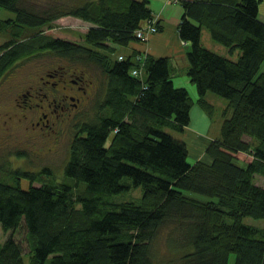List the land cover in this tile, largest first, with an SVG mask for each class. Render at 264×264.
Instances as JSON below:
<instances>
[{
  "label": "trees",
  "instance_id": "16d2710c",
  "mask_svg": "<svg viewBox=\"0 0 264 264\" xmlns=\"http://www.w3.org/2000/svg\"><path fill=\"white\" fill-rule=\"evenodd\" d=\"M25 1L0 0L15 13L0 27L11 34L0 44V72L42 42L55 55L97 64L102 86L94 115L76 125L61 181L33 185L35 175L22 173L30 179L24 189L0 179V264H23L27 252L30 264H264V228L251 222L264 221L261 0H177L196 103L207 110V92L228 102L219 137L193 164L187 143L163 129L182 132L195 102L174 85L168 57L147 56L141 76L132 74L141 63L130 44L153 17L149 0H42L44 8ZM64 15L91 23L80 41L44 33ZM27 28L40 35L21 37ZM203 28L237 57L203 46ZM126 178L142 187L139 202L110 199L128 189Z\"/></svg>",
  "mask_w": 264,
  "mask_h": 264
},
{
  "label": "rangeland",
  "instance_id": "374dc122",
  "mask_svg": "<svg viewBox=\"0 0 264 264\" xmlns=\"http://www.w3.org/2000/svg\"><path fill=\"white\" fill-rule=\"evenodd\" d=\"M31 3L35 5L36 8H44L47 4L42 0L25 1L26 5ZM260 13L264 15V4L261 5ZM14 16L15 13L13 11L0 8V27H2L4 23H7L8 20H12V17ZM54 25L55 27L52 28H44V33L50 36L63 38L68 37L69 33H76L77 36L75 35L76 37L74 38L77 41H80L79 36L83 35L87 31L91 23L76 18L75 16L64 15L55 19ZM36 29L37 28H27V32H23L21 37L27 35L31 37L34 33L39 32ZM10 35V29L8 27L4 29L2 28L0 30V44L8 40ZM148 40L149 37L147 40H141L139 42L143 44L144 48L148 49V45H146ZM201 43L206 48H209L219 54L229 56L230 58L237 57L236 54L238 51H235L232 55H230L224 46L214 42L211 39L208 30L205 28L203 29ZM127 51L128 50L126 49H118L117 52L126 53ZM137 53L144 54L145 58L149 56V53L146 50H139ZM54 56L62 57L55 55V51L45 48L42 45V42H36V44L33 45L32 50L28 51L26 55L14 61L9 68L3 72H0V118L5 116L3 115V112L9 110L13 112V106L15 105L13 97H15V92L18 89H22V86L30 83L32 74H34L37 69L44 67L50 63V61L54 60ZM120 56L121 55L118 57L120 58ZM95 67L98 69L95 70L102 80V72L100 71V68L97 66ZM140 69L142 74V67ZM101 86L102 83L99 84V88L91 98L90 102L84 107H78L67 123L64 126H61L56 132H54L49 126H36L35 128L30 127L28 131L23 128L16 130L12 129L8 132V134L5 135L4 139H0V179L10 183H15V181L18 180L20 186L24 189L29 187L30 179L27 176H23L22 173H32L35 175L33 178L34 180L32 181L33 185H41L45 182L51 183L55 180L61 181L64 178L63 168L67 159L68 144L70 139L76 130V125L81 121H86L94 115L99 100L98 92ZM193 87V89L196 91L195 86ZM189 95L191 98H193L190 93ZM203 100L207 102L206 105H208V111L205 109L203 110L202 107L200 108L204 111V115L206 113L209 115V119H206L204 124L201 125V128L199 125L200 123L196 122V119L193 118V120L196 122V125L193 127V129H201H198L196 132L192 129H186L184 132H179L170 127H163L165 131L169 132L173 136L177 138H180L178 136H183L185 138L189 153L187 160L191 164H193L194 161L200 159V157H197V154L200 150L204 149L210 140L219 137V123L223 119L225 110H227L228 102L226 99L214 93L207 92L203 97ZM196 102L197 100L195 99L194 103ZM195 113L196 112H194L193 117L196 116ZM18 116H20V112L17 113L14 119L17 120ZM21 121L22 118L18 120V122ZM109 139H107V143L109 142ZM202 158L203 156H201V159ZM16 171H19L20 173L17 174L15 173ZM126 179L127 180H125V182L128 184V189L112 194L110 199L113 202L121 203L125 201H140L142 187L140 185L136 186L131 182L130 179ZM261 180L262 179L259 176L256 178V182L258 183L261 182ZM187 194L191 195L192 193L187 192ZM192 195L195 196L194 194ZM197 198L206 200L201 196H197ZM251 222L261 228H264V221L258 220ZM5 237L6 232L0 228V244L3 242ZM155 248H159L158 250L156 249L159 251V253L166 249L164 238L158 239V241L155 243ZM23 264H30V254L28 252L23 254ZM172 264H176V262H173Z\"/></svg>",
  "mask_w": 264,
  "mask_h": 264
},
{
  "label": "flooded vegetation",
  "instance_id": "af4514ba",
  "mask_svg": "<svg viewBox=\"0 0 264 264\" xmlns=\"http://www.w3.org/2000/svg\"><path fill=\"white\" fill-rule=\"evenodd\" d=\"M56 57L37 69L31 82L15 92L13 112H3L5 116L0 118V139L12 129L28 131L30 127L49 126L56 132L97 92L100 77L92 66L97 64ZM18 112L20 116L15 120Z\"/></svg>",
  "mask_w": 264,
  "mask_h": 264
},
{
  "label": "crops",
  "instance_id": "0c3cea01",
  "mask_svg": "<svg viewBox=\"0 0 264 264\" xmlns=\"http://www.w3.org/2000/svg\"><path fill=\"white\" fill-rule=\"evenodd\" d=\"M149 7L151 8L152 15L159 24L157 32L152 33L149 36V40L146 45L148 49L143 47L142 43H132L130 46L139 47L140 50H146L151 57L167 56L170 68V76L175 86L185 87L192 95L193 99L197 98L196 91L193 89L194 85L190 83V79L187 75L188 61L186 58V51L189 47V42H184L178 35V23L183 13V8L180 1L177 0H149ZM264 0H261L258 7V19L264 22V15L260 13L261 5ZM204 29V28H203ZM203 29L201 31V38L203 36ZM129 50V49H126ZM226 106V104H225ZM197 108V110H196ZM203 109V108H202ZM197 103H194L191 108V120L189 124L182 131L186 129H192L195 132L201 129L206 121L209 119V115H204V109L202 110ZM194 112L196 116L193 117ZM208 116V117H207ZM199 122L201 128L193 129L196 122ZM221 122L219 123V126ZM179 139L185 141L183 136H178ZM186 142V141H185ZM188 146V145H187ZM202 150L199 151L197 157L202 156ZM239 159L244 162L250 161L251 156L242 153H237ZM195 158V157H194ZM197 159V158H196Z\"/></svg>",
  "mask_w": 264,
  "mask_h": 264
},
{
  "label": "built area",
  "instance_id": "2783aa9c",
  "mask_svg": "<svg viewBox=\"0 0 264 264\" xmlns=\"http://www.w3.org/2000/svg\"><path fill=\"white\" fill-rule=\"evenodd\" d=\"M156 19L152 18L148 21H146L142 26L138 27V29H136L135 31V35L137 38H139L140 40H147L148 37L157 31V26H156ZM121 58V56H120ZM135 58L138 62L141 63L140 67H135L132 69V74L137 75V76H141V67L143 65V62L145 61V55L144 54H140L137 53L135 55Z\"/></svg>",
  "mask_w": 264,
  "mask_h": 264
}]
</instances>
